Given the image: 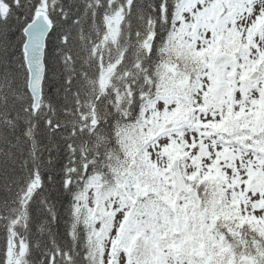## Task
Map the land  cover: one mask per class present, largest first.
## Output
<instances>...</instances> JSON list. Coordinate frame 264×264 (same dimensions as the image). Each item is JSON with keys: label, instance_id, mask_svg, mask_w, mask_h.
Listing matches in <instances>:
<instances>
[{"label": "snow or ice", "instance_id": "1", "mask_svg": "<svg viewBox=\"0 0 264 264\" xmlns=\"http://www.w3.org/2000/svg\"><path fill=\"white\" fill-rule=\"evenodd\" d=\"M0 264H264V0H0Z\"/></svg>", "mask_w": 264, "mask_h": 264}]
</instances>
